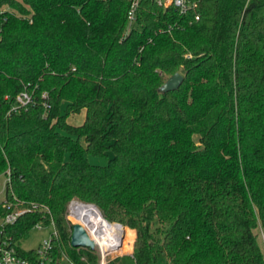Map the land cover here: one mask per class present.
Instances as JSON below:
<instances>
[{
  "label": "trees",
  "instance_id": "16d2710c",
  "mask_svg": "<svg viewBox=\"0 0 264 264\" xmlns=\"http://www.w3.org/2000/svg\"><path fill=\"white\" fill-rule=\"evenodd\" d=\"M128 7L0 0L4 199L51 212L3 224L0 200V239L36 259L19 241L52 218L51 255L96 262L69 243L77 198L133 231L131 254L109 264H264V0H199L186 15L139 0L129 26ZM175 72L179 87L159 92ZM27 83L33 104L7 115Z\"/></svg>",
  "mask_w": 264,
  "mask_h": 264
},
{
  "label": "built area",
  "instance_id": "2783aa9c",
  "mask_svg": "<svg viewBox=\"0 0 264 264\" xmlns=\"http://www.w3.org/2000/svg\"><path fill=\"white\" fill-rule=\"evenodd\" d=\"M129 7L127 11L128 26L135 20L136 11L139 4V0H128ZM157 5L162 7H174L177 12L181 15H186L190 10L197 7L199 0H154ZM0 10V14H1ZM199 14L195 13L194 19H198ZM4 20L5 18L2 17ZM29 83L25 84L23 89L19 91L14 101L6 112L7 115L10 113L18 112L21 109H26L29 105L33 104L34 89H29ZM41 98L43 99L42 105L45 110L50 108L48 101V93L42 92ZM9 96L4 95L3 100H8ZM9 180V171H6L5 182ZM3 205L6 208H10L11 203L7 202L4 198L2 199ZM26 211H38L43 215H51L50 209L41 203L31 202L27 206H20L19 208H10L5 214L2 223L13 224L19 216ZM65 217L72 225H81L89 238L94 242V249L97 250L98 260L96 262H82L76 263L66 253L61 254L54 258L51 255L50 250L52 249V240L57 236V231L54 226L52 218H50L49 224L43 222H37L33 225L36 229L50 228L51 231L49 236L43 239L42 243L39 244L35 249L36 259H29L22 257L18 254L15 243L11 236H6L0 239V264H108L110 260L116 256L125 254L127 243H129L126 233L128 228L126 225L118 221H108L101 213L99 208L90 202H84L77 198H71L67 203V209ZM71 235V233H70ZM128 240V241H127ZM70 243V239H69ZM87 247V246H78ZM88 248V247H87Z\"/></svg>",
  "mask_w": 264,
  "mask_h": 264
},
{
  "label": "rangeland",
  "instance_id": "374dc122",
  "mask_svg": "<svg viewBox=\"0 0 264 264\" xmlns=\"http://www.w3.org/2000/svg\"><path fill=\"white\" fill-rule=\"evenodd\" d=\"M164 77H165L164 80H166L167 77H169V75H166ZM83 119H84V111L83 110L80 111L79 113L70 114L67 117V121L70 124H73V125L81 124L83 122ZM193 139H194V141L196 143H198L197 142V135H194ZM90 159L92 161H95V160L98 161L99 160V159H95L94 157H90ZM98 162H101V160H99ZM4 179H5L4 175L0 176V200H2L4 198V190H3V188H4ZM127 228H128V226H127ZM50 231H51L50 228H44V229H40L39 230V229H36V228L33 227L29 231V233L19 241V246L21 248H23V249L36 248L39 244L42 243L43 239H45V238H47L49 236ZM126 236H127L128 240H129V241L127 240L129 243H127L125 254L116 256L115 258L110 260L109 263L114 261L115 259H118V258H121V257H123L125 255H128V254L130 255L131 254L132 242H133V239H134L133 231L128 228ZM257 240L259 242V246H260L261 250L264 253V242L261 239L260 235L258 236ZM81 258L84 259L83 257H81ZM162 264H167V261L165 259H163Z\"/></svg>",
  "mask_w": 264,
  "mask_h": 264
},
{
  "label": "water",
  "instance_id": "95a60500",
  "mask_svg": "<svg viewBox=\"0 0 264 264\" xmlns=\"http://www.w3.org/2000/svg\"><path fill=\"white\" fill-rule=\"evenodd\" d=\"M183 79V76L179 72H175L158 87V91L161 93L174 90L179 87ZM70 244L73 247L87 246L90 249H94V242L89 238L88 234L81 225H72V232L70 235Z\"/></svg>",
  "mask_w": 264,
  "mask_h": 264
}]
</instances>
